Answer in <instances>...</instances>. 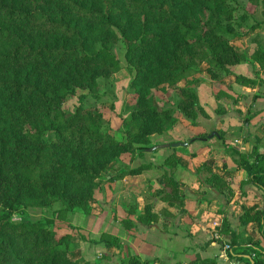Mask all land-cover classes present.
Wrapping results in <instances>:
<instances>
[{"label": "trees", "instance_id": "1", "mask_svg": "<svg viewBox=\"0 0 264 264\" xmlns=\"http://www.w3.org/2000/svg\"><path fill=\"white\" fill-rule=\"evenodd\" d=\"M259 10L263 19L253 30L264 29V0L245 5L240 0H0V264H92L72 254V235L57 237L44 220L24 218L27 208H50L56 214L88 210L110 164L155 146L151 136L164 134L175 113L195 119L200 102L190 85L198 78L180 89L176 109L154 103L152 92L162 85L188 80L203 63L214 79L225 73L235 82L255 85L229 66L245 59L232 43L235 22L248 21ZM119 42L126 45L125 58L135 72L131 86L138 94L122 140L84 103V91L98 99L99 83L112 80L121 68L114 52ZM252 59L264 68V47ZM78 90L83 92L81 103L64 110L67 97ZM218 135L223 146L240 156L249 182L264 191V152L256 146L241 152L223 133ZM177 164L173 153L159 165L165 169L160 180L171 190L158 192L183 210L182 184L173 176ZM146 166L127 164L110 178L141 174ZM202 167L211 173V181L220 179L212 167ZM151 209L147 205L139 218L152 221ZM16 215L21 219L15 220ZM252 218L264 238V210ZM224 223L228 231L229 223ZM100 239L120 246L111 233ZM236 243L232 236V258ZM254 252L247 263L264 264V250ZM125 264L148 263L131 256Z\"/></svg>", "mask_w": 264, "mask_h": 264}, {"label": "crops", "instance_id": "2", "mask_svg": "<svg viewBox=\"0 0 264 264\" xmlns=\"http://www.w3.org/2000/svg\"><path fill=\"white\" fill-rule=\"evenodd\" d=\"M252 116L255 121L236 128L228 125L233 115L218 114V128L214 131L219 132L227 125L224 138L230 144L245 153L251 152L253 146L264 152V115L258 111ZM203 120L196 127L188 126L183 133H172L167 128L171 140L188 144L171 145L165 139L169 147L147 150L141 164L148 166L141 174L114 180L108 176L105 199L97 204L100 209L97 229L87 227L97 230L90 233L93 241L74 240L72 254L92 264H125L131 256L148 264H248L245 259L255 257V249L264 250L259 222L252 218L257 211L264 210V191L249 182L248 172L239 166L240 156L223 146L218 134L210 138L214 131L207 138L189 141L207 133L208 121ZM173 153L178 159L173 176L182 184L185 195L183 210L163 200L158 192L171 190L160 180L165 169L159 165H164ZM204 163L220 179L211 181V173L202 167ZM147 205L152 208V221L139 218L145 215ZM103 209L105 213L101 214ZM106 232L120 239L119 247L101 241ZM232 236L237 241L233 258L230 250L223 251L225 242L232 243Z\"/></svg>", "mask_w": 264, "mask_h": 264}, {"label": "rangeland", "instance_id": "3", "mask_svg": "<svg viewBox=\"0 0 264 264\" xmlns=\"http://www.w3.org/2000/svg\"><path fill=\"white\" fill-rule=\"evenodd\" d=\"M247 1L248 0H240L243 5L247 4ZM262 19L263 17L260 10L252 15L248 21L238 19L235 22L237 36L232 40L233 45L244 55L245 59L238 64L229 66V69L234 74L243 75L255 80L256 84L251 86V88L235 82L233 75L226 76L225 73H219L218 78L214 79L211 74L207 72L208 64L203 63L201 65V71L188 80H183L176 86L165 84L153 90L152 96L154 103L159 108L162 109L163 106H166L176 109L175 105L178 99L177 96L180 95V89L189 86L190 82H193L194 77L198 78L194 84L190 85L191 88L196 91L200 102L198 105L199 107L196 108V118L191 119L179 112L175 113V120H171L167 124V128H169L170 132L176 133L179 131L183 133L187 130L188 126L196 127L200 122H205L203 119H207L206 121H208V123L207 125L205 124L206 132L211 133L218 128V114L233 115L234 118H232V121L228 122V125H234L236 128L238 126L243 128L247 125V122L251 123L255 121L256 119L252 116V113L259 111V113L262 112L264 115V68L260 67L259 64H253L255 61L252 59L253 52L258 47H264V29H252V26ZM114 52L120 59L121 68L113 74L112 80L108 82L101 81L99 83L97 87L98 99L91 96L88 91H84L88 94L84 103L87 105V110L100 113L105 126L110 129L118 139L122 140L127 138L126 131L129 129L127 121L130 117L131 110L137 103L138 94L131 86V80L135 72L126 61V45L123 42H119L115 46ZM81 93H83L82 90H78L75 94L67 97L62 108L64 110H73L77 107L81 103L79 99ZM214 119L216 120L214 121ZM225 126L227 125H224V127ZM224 127L217 133L224 134ZM244 134H247V132L245 131ZM212 137L213 136L210 138ZM171 138L172 136L170 133L166 131L162 135H152L151 141L156 145L159 141L171 140ZM144 154L145 153L123 155L117 161L110 164L109 170L103 173L99 179V186L95 189L90 208L86 210L87 212L81 209L74 212L56 214L50 208L42 209L41 207L34 206L27 208V214L24 215V218L30 220H44L48 226L55 231L57 237L72 235L73 241L82 239L88 243L92 242L93 238H91L92 235L90 233L91 231L97 230H88L87 227L92 225L93 228L97 229L98 218L100 217V209L97 204L105 199L104 190H106L108 186V176H115L118 174L117 171L127 164H129L130 167H140L141 162H143ZM102 213H105V209H103L101 214ZM20 217L21 216L16 215L14 219L19 220L21 219ZM73 241L72 243L70 241L68 244L70 250L73 249ZM227 243L230 245L232 244L230 240H228Z\"/></svg>", "mask_w": 264, "mask_h": 264}, {"label": "water", "instance_id": "4", "mask_svg": "<svg viewBox=\"0 0 264 264\" xmlns=\"http://www.w3.org/2000/svg\"><path fill=\"white\" fill-rule=\"evenodd\" d=\"M214 134H218L216 131H214L211 136H213ZM188 143L187 142H176V143H173L172 145H178V146H181V145H187ZM170 144L169 143H162V144H158V145H155L153 146L152 148L148 149L149 151H154L156 149H159V148H165V147H169Z\"/></svg>", "mask_w": 264, "mask_h": 264}, {"label": "built area", "instance_id": "5", "mask_svg": "<svg viewBox=\"0 0 264 264\" xmlns=\"http://www.w3.org/2000/svg\"><path fill=\"white\" fill-rule=\"evenodd\" d=\"M229 250H231V245L229 243L225 242L224 246H223V251L228 252Z\"/></svg>", "mask_w": 264, "mask_h": 264}]
</instances>
